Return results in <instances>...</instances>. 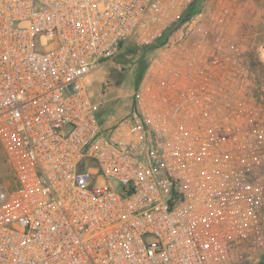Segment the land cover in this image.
Wrapping results in <instances>:
<instances>
[{"label": "built area", "instance_id": "obj_1", "mask_svg": "<svg viewBox=\"0 0 264 264\" xmlns=\"http://www.w3.org/2000/svg\"><path fill=\"white\" fill-rule=\"evenodd\" d=\"M194 1L0 0V264H226L259 228L264 79ZM169 28L101 124L89 75Z\"/></svg>", "mask_w": 264, "mask_h": 264}, {"label": "rangeland", "instance_id": "obj_2", "mask_svg": "<svg viewBox=\"0 0 264 264\" xmlns=\"http://www.w3.org/2000/svg\"><path fill=\"white\" fill-rule=\"evenodd\" d=\"M200 11L216 23L213 35L226 41L232 59L240 65H249L257 78L263 80L264 0H203ZM122 55L124 57L120 60ZM138 61L136 55L126 54L123 49L115 59L103 63L87 78L90 93L99 109L109 112L107 125L130 110L133 83L139 74ZM6 172L0 146V176ZM113 185L117 186L115 182ZM263 254L264 227H261L236 245L226 264H260Z\"/></svg>", "mask_w": 264, "mask_h": 264}, {"label": "trees", "instance_id": "obj_3", "mask_svg": "<svg viewBox=\"0 0 264 264\" xmlns=\"http://www.w3.org/2000/svg\"><path fill=\"white\" fill-rule=\"evenodd\" d=\"M203 0H195L189 7L188 9L184 12V14L182 15L181 19H180V23H184L185 21H187L189 18H191L194 14H196L197 12L200 11L201 8V4H202ZM172 28L167 29L157 40H155L153 43L148 44V45H140V44H136V43H130L128 44L125 48H124V52H126V54H132V55H136L137 59L139 60V74L135 80V82L133 83V89L134 91L137 90L139 83L142 80V77L146 71V68L148 66V55L153 52L155 49H157L159 46L163 45L167 39L169 38L170 34H171ZM138 53H141L143 55L140 54V56L138 57ZM144 55L146 56V59L144 58ZM123 59V55L121 56ZM135 108V100H132V104L129 107V109H134ZM109 112L106 111L104 112L103 110L99 109V118H100V123L104 124L107 120ZM264 225V215L262 216L261 222H260V226L259 229ZM260 264H264V254L260 256Z\"/></svg>", "mask_w": 264, "mask_h": 264}]
</instances>
